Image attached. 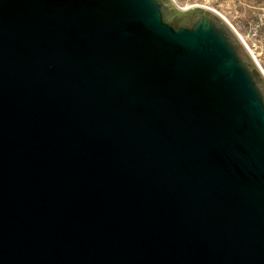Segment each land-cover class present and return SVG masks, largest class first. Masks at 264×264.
Returning <instances> with one entry per match:
<instances>
[{
	"label": "water",
	"instance_id": "obj_1",
	"mask_svg": "<svg viewBox=\"0 0 264 264\" xmlns=\"http://www.w3.org/2000/svg\"><path fill=\"white\" fill-rule=\"evenodd\" d=\"M0 264H264V72L225 20L0 0Z\"/></svg>",
	"mask_w": 264,
	"mask_h": 264
},
{
	"label": "rangeland",
	"instance_id": "obj_2",
	"mask_svg": "<svg viewBox=\"0 0 264 264\" xmlns=\"http://www.w3.org/2000/svg\"><path fill=\"white\" fill-rule=\"evenodd\" d=\"M174 1L180 9L199 6L217 13L244 40L264 72V0Z\"/></svg>",
	"mask_w": 264,
	"mask_h": 264
},
{
	"label": "bare ground",
	"instance_id": "obj_3",
	"mask_svg": "<svg viewBox=\"0 0 264 264\" xmlns=\"http://www.w3.org/2000/svg\"><path fill=\"white\" fill-rule=\"evenodd\" d=\"M174 1V0H173ZM175 2V1H174ZM176 3V2H175ZM176 5H177V3H176ZM240 39L243 41V43H244V40L240 37ZM245 44V43H244ZM245 46L247 47V45L245 44ZM247 49L249 50V52L251 53V55H252V57L255 59V61L257 62V64L259 65V63H258V61L256 60V58L254 57V55H253V53H252V51H251V49H249L248 47H247ZM260 66V65H259Z\"/></svg>",
	"mask_w": 264,
	"mask_h": 264
},
{
	"label": "flooded vegetation",
	"instance_id": "obj_4",
	"mask_svg": "<svg viewBox=\"0 0 264 264\" xmlns=\"http://www.w3.org/2000/svg\"><path fill=\"white\" fill-rule=\"evenodd\" d=\"M165 6H167V8L169 7L168 5L164 4Z\"/></svg>",
	"mask_w": 264,
	"mask_h": 264
}]
</instances>
